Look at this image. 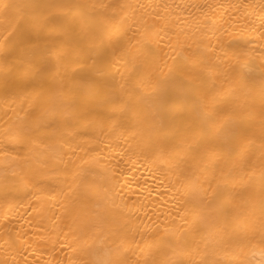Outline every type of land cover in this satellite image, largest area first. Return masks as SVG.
Listing matches in <instances>:
<instances>
[{
	"label": "bare ground",
	"instance_id": "1",
	"mask_svg": "<svg viewBox=\"0 0 264 264\" xmlns=\"http://www.w3.org/2000/svg\"><path fill=\"white\" fill-rule=\"evenodd\" d=\"M0 264H264V0H0Z\"/></svg>",
	"mask_w": 264,
	"mask_h": 264
}]
</instances>
